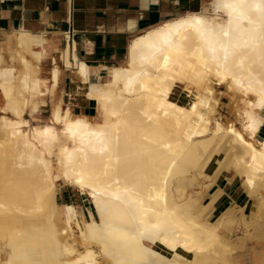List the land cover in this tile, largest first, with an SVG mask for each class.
<instances>
[{
	"label": "bare ground",
	"instance_id": "1",
	"mask_svg": "<svg viewBox=\"0 0 264 264\" xmlns=\"http://www.w3.org/2000/svg\"><path fill=\"white\" fill-rule=\"evenodd\" d=\"M125 58L96 81L70 38L0 37V264H264L229 239L239 224L264 241V0H210L133 36ZM63 69L77 79L57 97ZM219 85L241 96L240 126L214 117ZM48 99L47 121L26 118ZM221 178L247 196L212 219ZM59 184L93 211L60 203Z\"/></svg>",
	"mask_w": 264,
	"mask_h": 264
},
{
	"label": "crops",
	"instance_id": "2",
	"mask_svg": "<svg viewBox=\"0 0 264 264\" xmlns=\"http://www.w3.org/2000/svg\"><path fill=\"white\" fill-rule=\"evenodd\" d=\"M210 0H0V37L14 30L27 29L45 35L51 44L62 48L71 34L70 43L77 44L80 60L92 64V80H99L105 66L121 63L129 40L164 20L189 11L202 10ZM58 57V54H56ZM105 65V66H103ZM77 75L62 70L57 97L62 96L67 77ZM62 93V95H61ZM49 100V99H48ZM78 107L80 99L72 95L71 103ZM90 116L97 113L93 100L83 102ZM219 182H221L219 184ZM223 186V208L238 203L242 194L232 182L220 179L213 185Z\"/></svg>",
	"mask_w": 264,
	"mask_h": 264
},
{
	"label": "rangeland",
	"instance_id": "3",
	"mask_svg": "<svg viewBox=\"0 0 264 264\" xmlns=\"http://www.w3.org/2000/svg\"><path fill=\"white\" fill-rule=\"evenodd\" d=\"M126 61V58L124 57L121 63H124ZM6 63H11L8 62V59H6ZM219 95H218V101L215 105L214 109V117L218 115H224V117L228 118L231 121H234L238 124V126L241 125L240 123V116L239 112L240 109L243 108V103L241 101V96L239 93L231 88H227L224 85L222 86H217L216 87ZM57 93H59L57 91ZM56 95L58 96V94ZM62 95V93H61ZM4 104L3 97L0 94V106ZM73 109L76 110L77 106L76 103H71ZM51 113V105L49 100L47 101V105L40 108L37 112H35V117L31 116L30 110L26 111V118L30 119L32 123H37L41 121H47L48 118L50 117ZM0 111V115H1ZM259 139L264 138V127L261 130L260 135L258 136ZM214 164L217 165V158L214 160ZM222 180L224 179V182H228L227 179L221 178ZM221 182H219L220 184ZM234 184V188L239 192V194H242V197L238 202H243V200L246 198L247 193L245 189L242 188V182L241 180H236L232 182ZM199 183L195 184V189L199 188ZM212 189V188H211ZM77 197L79 201V206L83 209L84 213L88 215L90 211H93V206L91 204V201L88 196L81 194V192H78V195L74 192V190L71 188V186H66L59 184L58 186V196L57 199L60 203L63 202H72L75 200ZM236 205L235 203L229 204L223 208H217L214 213L212 214V219L217 217L224 209L232 207ZM253 207V201L250 202L249 204V210ZM248 231L252 232L253 229L249 227L247 229L244 225H239L236 224L234 226V229L230 232L229 234V239L230 241L238 247L237 252L241 253L244 255L246 258L251 256L253 253L260 251L262 248H264V241L259 240L257 237L250 236L248 234Z\"/></svg>",
	"mask_w": 264,
	"mask_h": 264
},
{
	"label": "built area",
	"instance_id": "4",
	"mask_svg": "<svg viewBox=\"0 0 264 264\" xmlns=\"http://www.w3.org/2000/svg\"><path fill=\"white\" fill-rule=\"evenodd\" d=\"M66 38H67V40H68L69 38H71V34L68 33V34L66 35Z\"/></svg>",
	"mask_w": 264,
	"mask_h": 264
}]
</instances>
